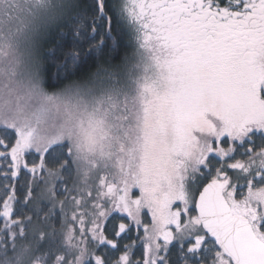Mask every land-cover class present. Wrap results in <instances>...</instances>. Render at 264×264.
Wrapping results in <instances>:
<instances>
[{
    "label": "snow or ice",
    "instance_id": "6c2138e0",
    "mask_svg": "<svg viewBox=\"0 0 264 264\" xmlns=\"http://www.w3.org/2000/svg\"><path fill=\"white\" fill-rule=\"evenodd\" d=\"M55 7L0 0V264H264V0H91L20 74Z\"/></svg>",
    "mask_w": 264,
    "mask_h": 264
},
{
    "label": "trees",
    "instance_id": "16d2710c",
    "mask_svg": "<svg viewBox=\"0 0 264 264\" xmlns=\"http://www.w3.org/2000/svg\"><path fill=\"white\" fill-rule=\"evenodd\" d=\"M17 4H23L24 0H17ZM72 3L75 7L71 11V15L67 11H65L64 15L60 18H56L49 24L48 29L44 31V33L39 37L40 42V53L39 57L42 58L46 52L54 50L56 44L61 43V39L59 36H55V43L48 46L46 41H49L52 38L53 33L57 30L63 32L65 29L63 28V24L66 21H70L72 18L83 16L85 12L88 11L91 0H67L68 3ZM104 15L103 10H101L99 15L95 16V23L93 26V32H95V24L103 25L104 22L101 20V16ZM85 19H91V17H85ZM83 21H81L79 27H83ZM127 31H130L125 26H122L120 23L115 22L114 20H109L108 25L104 28V31L101 33V43L104 42L103 36L104 32L112 35L113 44H115L117 40V36L115 33H121V46L120 48L108 55L100 56L97 54L98 58H93L89 61L90 67L83 69L79 74L73 77L74 81L77 82H87L89 77H95L96 74L100 73L102 70L107 72H112L114 69H122L124 67V62L127 61L129 64L135 61L138 53L135 49V45L133 44L132 37L127 35ZM78 34V33H77ZM94 47H96L94 45ZM75 53L66 54V59L69 55H73ZM119 59H116V57ZM72 71H75V65L72 66ZM63 226L56 228L57 234L62 233ZM30 244L33 252L39 251L40 242L32 240V236L30 234L29 240L27 242L20 241L17 243V249L24 247L25 245ZM88 250L87 248H83V252ZM80 264H83V260L80 261Z\"/></svg>",
    "mask_w": 264,
    "mask_h": 264
},
{
    "label": "rangeland",
    "instance_id": "374dc122",
    "mask_svg": "<svg viewBox=\"0 0 264 264\" xmlns=\"http://www.w3.org/2000/svg\"><path fill=\"white\" fill-rule=\"evenodd\" d=\"M54 4L56 7L53 9V17L51 21L46 20L45 18H41L38 20L36 24V28L34 30V33L29 39L25 42L23 39L20 41V53H21V62L18 67V72L20 74H26L27 71L29 70V62L30 59H34L35 57H39L40 53V42H39V37L44 33L46 29H48L49 24L52 23L54 19H58L62 17L65 13L64 6L67 4V0H53ZM16 3L17 0H16ZM27 48V51H26ZM3 53L0 52V56H2ZM101 79H105V77H100ZM143 86V84H141ZM29 104L31 107H36L39 105V99L36 97H32L29 101ZM46 132H50L51 129L49 127L45 128ZM64 231V228L62 232ZM32 240L35 241L34 236L35 233L31 234ZM77 248L81 250V255L82 257H87L91 249H88L83 252V247L78 245ZM83 260V259H81Z\"/></svg>",
    "mask_w": 264,
    "mask_h": 264
}]
</instances>
